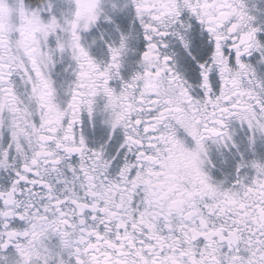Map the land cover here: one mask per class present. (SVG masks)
I'll use <instances>...</instances> for the list:
<instances>
[{
  "label": "snow or ice",
  "instance_id": "6c2138e0",
  "mask_svg": "<svg viewBox=\"0 0 264 264\" xmlns=\"http://www.w3.org/2000/svg\"><path fill=\"white\" fill-rule=\"evenodd\" d=\"M0 264H264V0H0Z\"/></svg>",
  "mask_w": 264,
  "mask_h": 264
}]
</instances>
